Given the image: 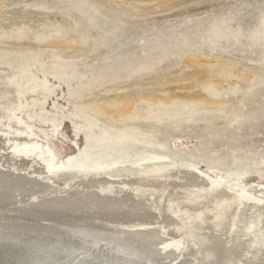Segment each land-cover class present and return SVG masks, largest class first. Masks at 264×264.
<instances>
[{
  "label": "bare ground",
  "instance_id": "1",
  "mask_svg": "<svg viewBox=\"0 0 264 264\" xmlns=\"http://www.w3.org/2000/svg\"><path fill=\"white\" fill-rule=\"evenodd\" d=\"M31 31L8 34L0 27V264H264V203L231 191L226 183L233 176L227 172L216 171L225 180L212 184L195 164L184 167L154 154L153 166L127 168L118 177L98 170L67 186L49 181L43 166L48 148L33 138L25 120L37 119L59 132L63 118L44 115L52 113L47 103L59 90L66 103L54 98L53 112L71 106L67 118L79 131L86 130L92 149H102L96 153L100 159L111 157L125 142L154 146L151 138L158 128L189 125L192 116L179 120L170 109L161 119L155 103L142 107L133 98L108 97L121 95V86L149 69L143 65L86 83V73L69 71V58L53 52L45 61V47L53 46L49 37L35 42L37 51L15 48L30 39ZM61 34L66 38V32ZM98 44L84 42L83 48ZM142 128L149 129V138ZM256 180L245 175L248 185ZM31 193L35 196L27 199ZM153 195L160 196L161 211ZM100 243L105 247L95 246Z\"/></svg>",
  "mask_w": 264,
  "mask_h": 264
},
{
  "label": "rangeland",
  "instance_id": "2",
  "mask_svg": "<svg viewBox=\"0 0 264 264\" xmlns=\"http://www.w3.org/2000/svg\"><path fill=\"white\" fill-rule=\"evenodd\" d=\"M0 27L8 34L32 29L30 39L17 49L37 51L40 37L56 40L45 47V61L53 52L69 58V71L76 76L86 73V83L103 73L143 65L149 69L121 86V95L108 97L133 98L142 107L155 103L161 119L170 109L179 120L192 116L189 125L158 128L151 138L154 146L125 142L111 157L100 159L96 153L102 149H92L86 130L79 131L67 118L71 106L53 112L54 98L66 103L64 90H59L47 103L52 113L44 114L63 118L59 132L37 119L25 120L33 138L48 148L43 166L49 181L67 186L98 170L118 177L127 168L153 166L150 156L156 154L184 167L195 164L212 184L225 180L216 171L227 172L233 176L231 184L226 183L231 191L264 203V0H0ZM91 41L100 44L85 50L84 42ZM141 131L149 138V129ZM247 174L257 178L251 183L255 185L246 184ZM31 196L35 194L27 199ZM152 199L161 211L160 196ZM15 205L26 204L11 207ZM176 242L183 246L182 239Z\"/></svg>",
  "mask_w": 264,
  "mask_h": 264
}]
</instances>
